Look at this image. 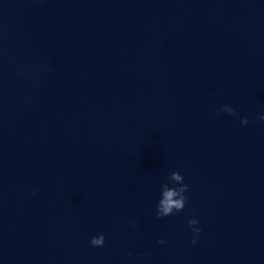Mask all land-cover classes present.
Listing matches in <instances>:
<instances>
[{
    "label": "water",
    "instance_id": "water-1",
    "mask_svg": "<svg viewBox=\"0 0 264 264\" xmlns=\"http://www.w3.org/2000/svg\"><path fill=\"white\" fill-rule=\"evenodd\" d=\"M261 116L264 0H0V264H264Z\"/></svg>",
    "mask_w": 264,
    "mask_h": 264
},
{
    "label": "clouds",
    "instance_id": "clouds-1",
    "mask_svg": "<svg viewBox=\"0 0 264 264\" xmlns=\"http://www.w3.org/2000/svg\"><path fill=\"white\" fill-rule=\"evenodd\" d=\"M227 113L230 116H235L239 119L237 110L229 105H224L221 109L217 110L216 114ZM260 120H264V116L259 117ZM242 125L247 126L249 119L247 117L241 119ZM169 183H164L161 186L160 195L161 198L157 204L156 217L157 219H163L165 217L182 212L188 202V197L185 195L188 192L189 186L185 183L184 176L179 172H172L167 178ZM171 185V186H170ZM189 226L193 231L192 244L198 243V237L202 233V229L198 227L199 220L191 219L188 221ZM91 245L94 247H104L106 243V237L103 233L98 236H93ZM160 244H165V240L158 241Z\"/></svg>",
    "mask_w": 264,
    "mask_h": 264
}]
</instances>
